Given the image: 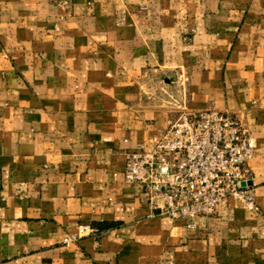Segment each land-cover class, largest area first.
Here are the masks:
<instances>
[{
	"label": "crops",
	"instance_id": "obj_1",
	"mask_svg": "<svg viewBox=\"0 0 264 264\" xmlns=\"http://www.w3.org/2000/svg\"><path fill=\"white\" fill-rule=\"evenodd\" d=\"M180 103L250 129L258 210L125 180ZM0 264H264V0H0Z\"/></svg>",
	"mask_w": 264,
	"mask_h": 264
},
{
	"label": "built area",
	"instance_id": "obj_2",
	"mask_svg": "<svg viewBox=\"0 0 264 264\" xmlns=\"http://www.w3.org/2000/svg\"><path fill=\"white\" fill-rule=\"evenodd\" d=\"M179 108L178 116L153 138L150 150L125 152V180L161 196L160 214L189 227L198 216L213 214L228 197L258 210L250 166L256 139L250 129L229 111L190 110L183 103ZM79 238L66 236L64 243Z\"/></svg>",
	"mask_w": 264,
	"mask_h": 264
},
{
	"label": "rangeland",
	"instance_id": "obj_3",
	"mask_svg": "<svg viewBox=\"0 0 264 264\" xmlns=\"http://www.w3.org/2000/svg\"><path fill=\"white\" fill-rule=\"evenodd\" d=\"M252 192H253V190H252ZM254 193V192H253Z\"/></svg>",
	"mask_w": 264,
	"mask_h": 264
},
{
	"label": "water",
	"instance_id": "obj_4",
	"mask_svg": "<svg viewBox=\"0 0 264 264\" xmlns=\"http://www.w3.org/2000/svg\"><path fill=\"white\" fill-rule=\"evenodd\" d=\"M244 184V183H243Z\"/></svg>",
	"mask_w": 264,
	"mask_h": 264
}]
</instances>
